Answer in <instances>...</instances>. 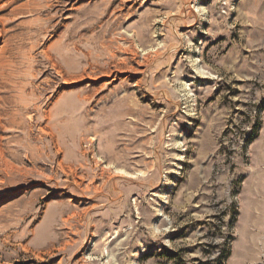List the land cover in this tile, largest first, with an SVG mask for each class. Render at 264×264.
Returning a JSON list of instances; mask_svg holds the SVG:
<instances>
[{"label": "rangeland", "instance_id": "1", "mask_svg": "<svg viewBox=\"0 0 264 264\" xmlns=\"http://www.w3.org/2000/svg\"><path fill=\"white\" fill-rule=\"evenodd\" d=\"M252 189L264 0H0V264H264Z\"/></svg>", "mask_w": 264, "mask_h": 264}, {"label": "crops", "instance_id": "2", "mask_svg": "<svg viewBox=\"0 0 264 264\" xmlns=\"http://www.w3.org/2000/svg\"><path fill=\"white\" fill-rule=\"evenodd\" d=\"M251 194L253 195V196H255V197H257V196H262V195H264V193H262V192H257V190H253L252 189V191H251ZM252 212H253V209H252ZM240 213H241V211H240ZM239 222V221H238ZM252 225L253 224H250L249 226L250 227H252ZM231 260V259H230ZM230 260H228V264H232V262H230ZM244 260H246V259H244ZM241 263H245L246 264V261L245 262H240V263H235V264H241Z\"/></svg>", "mask_w": 264, "mask_h": 264}, {"label": "trees", "instance_id": "3", "mask_svg": "<svg viewBox=\"0 0 264 264\" xmlns=\"http://www.w3.org/2000/svg\"><path fill=\"white\" fill-rule=\"evenodd\" d=\"M228 254L227 247L226 249H223L218 257L217 263L223 264V260L226 258V255Z\"/></svg>", "mask_w": 264, "mask_h": 264}, {"label": "built area", "instance_id": "4", "mask_svg": "<svg viewBox=\"0 0 264 264\" xmlns=\"http://www.w3.org/2000/svg\"><path fill=\"white\" fill-rule=\"evenodd\" d=\"M239 139H240V135H238V141H239Z\"/></svg>", "mask_w": 264, "mask_h": 264}]
</instances>
